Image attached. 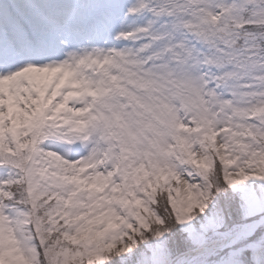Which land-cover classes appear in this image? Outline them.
Segmentation results:
<instances>
[{"label": "snow or ice", "instance_id": "6c2138e0", "mask_svg": "<svg viewBox=\"0 0 264 264\" xmlns=\"http://www.w3.org/2000/svg\"><path fill=\"white\" fill-rule=\"evenodd\" d=\"M0 264H264V0H0Z\"/></svg>", "mask_w": 264, "mask_h": 264}]
</instances>
